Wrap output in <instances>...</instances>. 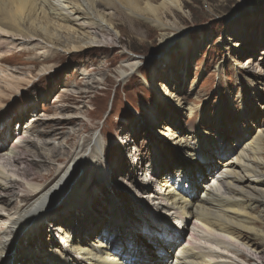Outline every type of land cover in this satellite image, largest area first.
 <instances>
[{
    "label": "bare ground",
    "instance_id": "obj_1",
    "mask_svg": "<svg viewBox=\"0 0 264 264\" xmlns=\"http://www.w3.org/2000/svg\"><path fill=\"white\" fill-rule=\"evenodd\" d=\"M110 7L154 26L165 47L176 41L181 48L186 47L185 35L171 32H181L178 20L169 19V15L177 18V12H186L183 0H0V51L43 45L53 50L46 61H58L64 56L59 51L64 42L57 37L64 28L77 33L100 27L104 35L110 37L114 33L118 37L120 31L112 13L103 9ZM51 43L54 46H49ZM243 46L235 43L237 48ZM64 48L73 53L82 50V46L76 44ZM8 60L0 54V62ZM139 64L137 56L129 58L125 68H120L121 76L127 78L133 72H140ZM49 70L51 67L45 65L43 71ZM9 71L0 66V82L5 86L0 84V113L9 108H4L3 102L10 99V94L26 93L28 89L25 91L22 83L31 80L9 74ZM155 91L163 98L173 96L177 102L182 101L180 96L173 95L167 83H160ZM191 111L194 112L192 108ZM11 112L14 113L8 110L0 115V205H3L0 207V220H3L0 225L9 223L11 233L4 234L3 228L0 229V264H38L36 261L42 264H232L234 257H243L248 263L253 262L251 264L264 262V250L256 249L264 245L262 121L256 137L248 141L247 135L245 138L237 136L227 129L206 132L204 125H197L188 138H180L181 135L175 132L176 124L166 125L162 140H169L170 149L183 159L182 165L169 166L162 175L157 170L148 180L140 181L136 166L133 162L128 163V170L133 174L118 179V186L112 184L109 194L102 193L109 197L110 205L107 219L102 220L93 212L94 197L83 191L77 194L78 185L83 183L89 171V175L107 183L116 180L120 164L116 161L104 169L102 152L105 145L100 136L92 134L83 144H77L73 142L76 133H67L66 125L72 123V119L55 117L41 123L36 119L23 125L28 120L27 109L18 110L14 116L9 114ZM149 114L154 122L153 111ZM15 120L17 127L12 132ZM250 129H254L253 126L246 127V131ZM30 131L36 134L26 137ZM232 136L238 141L237 145L231 144ZM53 138L64 141L52 143L50 139ZM90 144L92 153L85 158ZM231 155L235 156L227 159ZM84 166H87L84 177L74 182ZM218 172L221 174L218 181L224 183L225 191L218 190L215 184L205 185ZM158 174L160 176L156 178ZM156 179L160 187L153 189V198L146 199V204L138 203L137 199L142 200L141 192L151 190ZM199 181L204 182L201 185L203 192L199 191ZM124 182L136 190L134 198L120 200V203L125 202L122 208L117 199L123 197L126 190ZM57 197L60 203L74 199L66 210L50 216L49 205L57 203ZM134 203L140 211L128 217L123 210ZM194 217L189 237L176 229L186 227ZM172 223L176 225L175 229ZM33 247H36L35 251ZM48 248L50 251L45 259L39 260Z\"/></svg>",
    "mask_w": 264,
    "mask_h": 264
},
{
    "label": "rangeland",
    "instance_id": "obj_2",
    "mask_svg": "<svg viewBox=\"0 0 264 264\" xmlns=\"http://www.w3.org/2000/svg\"><path fill=\"white\" fill-rule=\"evenodd\" d=\"M183 2L186 12H177V18L169 15V19L178 20L181 32H171L185 35L186 47L181 48L178 41L165 47L161 44L160 32L154 26L138 18H129L119 9L110 7L103 9L112 13L120 31L118 37L114 33L110 37L105 36L100 27L77 33L64 28L58 32L57 37L64 42L63 46L76 44L82 46V50L73 53L63 46L59 47L64 56L58 61H46L53 50L46 49L43 45H26V49L10 47L11 49L4 48L0 51V54L9 59L8 62H0L4 70L10 69L9 74L15 73V76L31 79L29 83H22V88L25 91L28 89L26 93H11L10 99L3 102L4 108H9L0 115L9 110L14 111L9 113L14 116L18 110L27 109L28 120L23 125L36 119L40 123L49 122L55 117L72 119L73 122L66 127L67 133H76L73 142L83 144L92 134L98 135L105 145L102 152L104 169L107 170L106 167L116 161L120 164L113 183L96 179L94 175H89V171L86 176L88 181L85 179V182L78 185L77 194L83 191L94 197L93 212L102 220L107 219L110 206L109 197L104 195L109 194L112 184L118 186V179L133 174L132 170H128V163L133 162L136 166V176L140 181L148 180L150 174L157 170L162 175L163 170L169 166L177 168L182 165L183 159L175 150L170 149L169 140H162L166 125L176 124L175 132L176 135H181L180 138H188L197 125H204L206 132L227 129L237 136L245 138L247 135L245 139L248 141L256 137L259 122L264 123V0ZM237 42L244 46L235 47ZM49 46L54 45L51 43ZM133 56L139 58L140 72H133L125 78L121 76L120 68H125L124 65ZM45 65L51 67V70L44 72ZM160 83H167L173 95L180 96L182 101L179 103L173 96L163 98L159 95L155 89H159ZM0 84L5 87L2 82ZM151 110L155 116V124L149 114ZM169 119L172 121H168ZM17 122L15 120L12 124V132L16 129ZM249 125L254 129L246 131ZM33 133L30 131L25 136L31 137ZM189 139L193 141V138ZM62 140L63 138L50 139L52 143L58 142L57 144L64 141ZM230 141L231 144L238 143L235 136ZM87 148L85 158L92 153V144ZM86 170L87 166L82 167L74 182H79ZM160 175H156V178ZM220 175L218 172L205 185L210 187L215 184L218 190L225 191L224 183L218 181ZM199 182V191L203 192L201 185L204 182ZM152 184L151 190L141 192L142 200L137 199L138 203L146 204V199L153 198V189L160 185L157 179ZM125 187L122 195L124 198L117 199L119 203L121 199L129 201L131 197H135L136 189L127 183ZM73 199L74 197L60 203L57 197V203L51 202L49 205V215L60 214ZM124 203H120L122 208L125 207ZM136 205L134 203L132 207L124 209V214L131 217L134 213H139L140 208L136 210ZM194 222L195 217L186 227L183 225L176 229H181L189 237ZM4 224L0 225V229L3 228L2 232L7 234L10 225ZM172 225L175 229L176 225ZM49 231L48 229L46 237ZM30 236L29 232L28 238ZM36 247L32 250L35 251ZM258 248L264 250V245L256 247ZM49 251L50 248L44 249L39 260H44ZM234 259L232 264L253 263H248L243 257ZM36 263L42 264L39 261ZM260 264L264 262L260 261Z\"/></svg>",
    "mask_w": 264,
    "mask_h": 264
}]
</instances>
